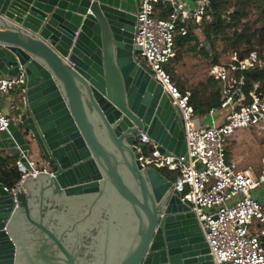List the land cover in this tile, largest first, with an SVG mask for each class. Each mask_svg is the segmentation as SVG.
I'll return each mask as SVG.
<instances>
[{"label":"water","instance_id":"95a60500","mask_svg":"<svg viewBox=\"0 0 264 264\" xmlns=\"http://www.w3.org/2000/svg\"><path fill=\"white\" fill-rule=\"evenodd\" d=\"M138 9L0 0V77L24 81L0 150L28 169L35 146L49 165L14 194L0 184V264H212L174 183L136 161L142 135L186 152L179 112L138 59Z\"/></svg>","mask_w":264,"mask_h":264},{"label":"built area","instance_id":"2783aa9c","mask_svg":"<svg viewBox=\"0 0 264 264\" xmlns=\"http://www.w3.org/2000/svg\"><path fill=\"white\" fill-rule=\"evenodd\" d=\"M165 8L168 11L161 16ZM209 8L208 0H139L134 33V44L140 48L138 59L153 72L179 112L186 152L181 157L163 156L156 144L142 135L134 143L139 154L136 161L143 170H166L171 175L172 179L166 178L197 219L212 264H264V201L256 197V192L264 193V155L256 170L227 159V144L236 131L264 132V86L255 83L244 91L245 73L264 62L254 50L243 58L231 53L228 60L214 64L210 77L222 99L197 121L190 91H181L169 74L176 58L175 37L188 32L182 24H199L204 16L210 20ZM23 84L21 74L0 77V132L13 120L2 112V95L19 91ZM28 162L26 169L16 161L20 180L13 188L3 186L6 192L14 194L27 176L49 170L47 163Z\"/></svg>","mask_w":264,"mask_h":264},{"label":"trees","instance_id":"16d2710c","mask_svg":"<svg viewBox=\"0 0 264 264\" xmlns=\"http://www.w3.org/2000/svg\"><path fill=\"white\" fill-rule=\"evenodd\" d=\"M197 1V0H193ZM210 3L207 12L210 20L205 16L199 24L191 21L185 22L182 26L187 28L185 36L177 35L175 37L176 48H182L185 44L193 41L198 45V39L194 29H199L202 40L209 42L212 46L216 41L224 43V51L236 53L239 58H243L250 51H256L264 62V0H208ZM249 8L255 10L257 17L261 20V26L255 31L241 25L242 20L246 17ZM168 11L163 9L161 16ZM241 26V28H239ZM259 46L260 50L255 49ZM244 46L245 49L240 50ZM200 52L207 56L204 49ZM217 59L213 60V65L217 64ZM170 74V69H169ZM171 76V75H170ZM172 79V78H171ZM173 80V79H172ZM264 86V65L256 67L245 73L244 91L251 89L253 84ZM182 91V89L179 87ZM210 92L207 94V90ZM222 99L221 93L216 86L215 81L210 77L206 87L201 91H193L190 97V104L193 107L194 116L203 117L207 111L220 104ZM228 159V156H227ZM16 159L13 156L0 155V184L7 188H13L20 180V173L16 167ZM160 172L167 178L172 179L166 170Z\"/></svg>","mask_w":264,"mask_h":264},{"label":"rangeland","instance_id":"374dc122","mask_svg":"<svg viewBox=\"0 0 264 264\" xmlns=\"http://www.w3.org/2000/svg\"><path fill=\"white\" fill-rule=\"evenodd\" d=\"M241 25H244L255 31L261 26V20L257 17L254 9L249 8L246 17L242 20ZM241 28V26L239 27ZM198 39V45L191 41L185 44L181 49L176 48V58L174 65L170 68V75L175 84L182 89V91H201L203 87L207 86L210 78V70L213 66V60L216 58L217 62L228 60L231 55L230 51H224V43L222 41L214 42L212 46L209 42H202V36L199 33V29L194 31ZM204 49L207 52V56H204L200 49ZM260 50L259 46L254 47ZM245 49L244 46L240 50ZM264 54V51H263ZM210 89L207 90V94ZM17 89L9 94L2 95L1 109L2 112L15 119L17 115L16 106L18 104ZM200 117L195 116V120H199ZM209 123V119L205 122ZM31 160L37 163L39 166L42 164L39 161V155L35 146H33ZM30 154V155H31ZM0 155H8L6 151L0 150ZM264 155V132L258 130H238L229 139L227 144V156L229 160L234 161L239 167H251L257 169L259 167L260 158ZM261 194L256 192V197L260 201ZM264 196V193L263 195Z\"/></svg>","mask_w":264,"mask_h":264},{"label":"flooded vegetation","instance_id":"af4514ba","mask_svg":"<svg viewBox=\"0 0 264 264\" xmlns=\"http://www.w3.org/2000/svg\"><path fill=\"white\" fill-rule=\"evenodd\" d=\"M101 217L100 218H104V216H105V210L103 209V208H101ZM97 234V232L95 231L94 232V235H96Z\"/></svg>","mask_w":264,"mask_h":264},{"label":"crops","instance_id":"0c3cea01","mask_svg":"<svg viewBox=\"0 0 264 264\" xmlns=\"http://www.w3.org/2000/svg\"><path fill=\"white\" fill-rule=\"evenodd\" d=\"M31 157H33L32 154L29 156L30 161H32V160H31ZM260 194H261L260 196L262 197L261 199H264V196H262L263 193H260Z\"/></svg>","mask_w":264,"mask_h":264}]
</instances>
